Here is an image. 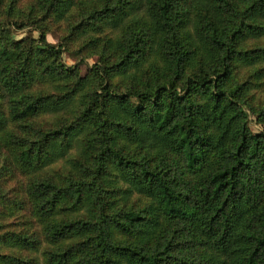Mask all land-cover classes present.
Listing matches in <instances>:
<instances>
[{
    "label": "trees",
    "instance_id": "obj_1",
    "mask_svg": "<svg viewBox=\"0 0 264 264\" xmlns=\"http://www.w3.org/2000/svg\"><path fill=\"white\" fill-rule=\"evenodd\" d=\"M17 1L42 23L0 22V264H264V0H99L64 38L96 32L84 76L47 41L76 1Z\"/></svg>",
    "mask_w": 264,
    "mask_h": 264
},
{
    "label": "rangeland",
    "instance_id": "obj_2",
    "mask_svg": "<svg viewBox=\"0 0 264 264\" xmlns=\"http://www.w3.org/2000/svg\"><path fill=\"white\" fill-rule=\"evenodd\" d=\"M10 0H3L1 6H0V22L10 23L13 21H18V23L21 25L20 27H12L10 30V34L15 39H26L27 42H35L36 39L39 37V32L36 26L41 25V14L35 10L33 12H29L28 7L33 4L36 0H18L15 4L17 7L21 8L25 12V15L31 14L29 18H17L15 15H9L6 11L8 8ZM76 4L74 5V9L71 11V16L67 20H62L60 22H50L47 26V41L49 43L60 45L62 48V60L63 62L68 66H74L78 63L80 64V73L82 76L87 74L89 70L91 69L92 65L97 60V54L91 53L89 49H84L82 46L83 39L86 37V35H93L96 32H90V34H82L80 37L77 36L75 39H73L70 42H67L68 40H65V36L70 34V31L74 29V27L80 22L85 15H87L88 12L92 11L95 7L99 6L100 2L99 0H75ZM37 11V12H36ZM131 22V18L126 19L123 26L111 29V27H103L100 35L104 36L105 39H115V37L119 34V32L122 30V28L125 27V25H128ZM77 33V32H76ZM84 60V61H83ZM253 70V67L248 65H241L237 71V76L240 79H244L246 75ZM264 78L259 79V84L256 82V84H253L252 88L250 89L251 94L255 95V101H263L264 99ZM41 91L45 93H54L57 92L56 84L49 80L45 83H43L41 87ZM250 118L252 119L251 126L254 131H258L262 129V126L258 124L256 117L254 115H250ZM46 119L50 122L56 121V115H47ZM12 128H15V126H12ZM76 154L75 151L70 152L69 155L74 157ZM3 156L0 155V163L3 161ZM5 159V157H4ZM58 163H66L65 160H61ZM14 185V182H11L10 185L7 187H12ZM20 186V184H19Z\"/></svg>",
    "mask_w": 264,
    "mask_h": 264
}]
</instances>
